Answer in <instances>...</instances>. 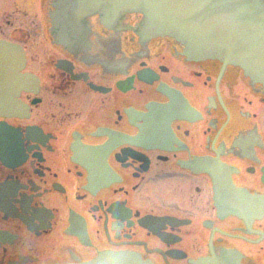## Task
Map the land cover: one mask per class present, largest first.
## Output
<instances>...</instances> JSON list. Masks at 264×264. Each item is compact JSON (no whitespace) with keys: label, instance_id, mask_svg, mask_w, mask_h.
<instances>
[{"label":"flooded vegetation","instance_id":"1","mask_svg":"<svg viewBox=\"0 0 264 264\" xmlns=\"http://www.w3.org/2000/svg\"><path fill=\"white\" fill-rule=\"evenodd\" d=\"M55 0H0V264H264V83Z\"/></svg>","mask_w":264,"mask_h":264},{"label":"water","instance_id":"2","mask_svg":"<svg viewBox=\"0 0 264 264\" xmlns=\"http://www.w3.org/2000/svg\"><path fill=\"white\" fill-rule=\"evenodd\" d=\"M54 7L52 35L71 53L89 45L91 17L115 28L135 14L139 34L171 38L189 60H217L264 83V0H55Z\"/></svg>","mask_w":264,"mask_h":264}]
</instances>
